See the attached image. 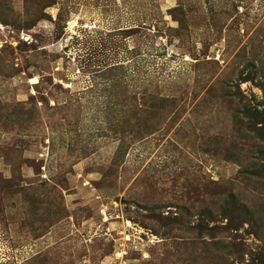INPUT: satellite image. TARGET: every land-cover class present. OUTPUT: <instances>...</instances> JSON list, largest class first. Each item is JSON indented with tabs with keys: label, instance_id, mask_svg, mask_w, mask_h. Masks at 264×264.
Returning <instances> with one entry per match:
<instances>
[{
	"label": "rangeland",
	"instance_id": "rangeland-1",
	"mask_svg": "<svg viewBox=\"0 0 264 264\" xmlns=\"http://www.w3.org/2000/svg\"><path fill=\"white\" fill-rule=\"evenodd\" d=\"M0 160V264H264V0H0Z\"/></svg>",
	"mask_w": 264,
	"mask_h": 264
},
{
	"label": "crops",
	"instance_id": "crops-1",
	"mask_svg": "<svg viewBox=\"0 0 264 264\" xmlns=\"http://www.w3.org/2000/svg\"><path fill=\"white\" fill-rule=\"evenodd\" d=\"M0 162H2L1 160H0ZM3 163V162H2ZM4 166H6V165H4ZM1 163H0V171L2 172H6L7 171V169L4 167ZM8 230L10 229V228H7ZM3 230H5L4 228H3ZM2 233H3V231H2Z\"/></svg>",
	"mask_w": 264,
	"mask_h": 264
}]
</instances>
